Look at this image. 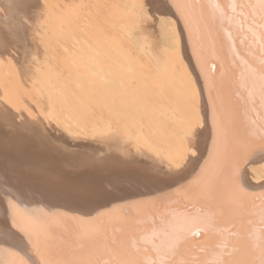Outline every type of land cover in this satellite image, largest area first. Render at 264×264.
<instances>
[{"label":"bare ground","instance_id":"6f19581e","mask_svg":"<svg viewBox=\"0 0 264 264\" xmlns=\"http://www.w3.org/2000/svg\"><path fill=\"white\" fill-rule=\"evenodd\" d=\"M20 2L0 0V163H14L0 169V180L20 184L37 227L55 226L60 258H88L80 245L121 226L120 205L163 189L144 178L151 169L180 163L199 172L212 151L203 85L213 75L221 100L232 101L222 111L245 183L264 185V148L249 110L254 93L259 111L258 84L222 36L202 37L195 20L189 32L166 0H28L33 7L24 12ZM232 31L237 51L258 71L251 34ZM117 176L134 179L102 194Z\"/></svg>","mask_w":264,"mask_h":264},{"label":"snow or ice","instance_id":"6c2138e0","mask_svg":"<svg viewBox=\"0 0 264 264\" xmlns=\"http://www.w3.org/2000/svg\"><path fill=\"white\" fill-rule=\"evenodd\" d=\"M166 4L173 15L183 18L189 32L195 20L202 37L215 43L222 36L233 58L256 77L259 111L255 94L250 93L249 110L256 115L250 123L258 125L264 148V0H166ZM15 6L22 12L33 7L28 0ZM143 16L146 20L147 13ZM233 25L251 34L255 47L249 48V55L258 63V71L237 51ZM242 42H247L246 36ZM211 67L215 72L217 65ZM203 87L212 108L208 159L198 173H189L180 163L171 171L153 168L146 173L144 178L165 187L120 205L121 226L113 227L111 234L104 227L91 247L80 245L88 258H60L62 253H54L51 236L55 226L37 227L39 219L25 206L20 184L0 180V264H264V185L259 190L247 186L242 155L233 153L222 111L231 99L221 100L215 75ZM233 95L237 103L244 102L243 97ZM13 167V162L0 163V169ZM21 175L27 173H17L18 179ZM124 179L134 177H113L101 193L111 195L116 183ZM77 235L89 239L83 231Z\"/></svg>","mask_w":264,"mask_h":264}]
</instances>
